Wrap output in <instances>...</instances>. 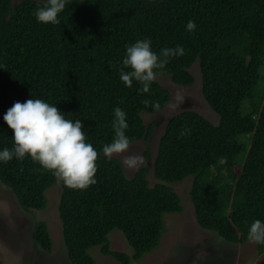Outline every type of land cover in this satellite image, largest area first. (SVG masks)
<instances>
[{
	"label": "trees",
	"instance_id": "1",
	"mask_svg": "<svg viewBox=\"0 0 264 264\" xmlns=\"http://www.w3.org/2000/svg\"><path fill=\"white\" fill-rule=\"evenodd\" d=\"M43 4L0 0V149L12 146L4 114L14 102L33 98L80 119L100 155L97 182L86 190L67 188L30 157L0 164V181L21 208L47 209V192L60 183L58 213L71 264H98L96 248L133 264L162 247L166 216L184 213L173 185L193 177L190 198L201 228L234 245L248 243L249 224L264 220V0H69L55 25L37 23L33 13ZM189 20L195 31L186 30ZM145 37L156 53L184 47L157 75L178 86H194L191 69L199 62L203 94L220 117L215 125L185 111L169 121L154 161V186L148 167L129 179L122 161L101 151L113 138L116 106L127 114L131 146L153 134L143 114H158L171 101L156 79L148 93L119 79L125 45ZM145 156L149 160L150 152ZM115 230L133 255L112 248ZM33 239L54 252L47 223L36 224ZM257 249L259 257L264 245Z\"/></svg>",
	"mask_w": 264,
	"mask_h": 264
},
{
	"label": "rangeland",
	"instance_id": "2",
	"mask_svg": "<svg viewBox=\"0 0 264 264\" xmlns=\"http://www.w3.org/2000/svg\"><path fill=\"white\" fill-rule=\"evenodd\" d=\"M24 0H12L18 4ZM42 1V0H37ZM196 82L193 87H181L174 84L170 76H157L156 80L171 93L170 103L158 114H143L145 124L154 125V131L148 141L142 140L129 146V149L113 157L122 161L129 179L139 169H150L149 181L152 186L159 181L154 176V161L157 157L159 143L169 121L185 111H195L218 125L220 117L205 99L199 62L191 69ZM150 159H146V152ZM128 156L139 157L138 165L129 168L124 164ZM193 177L182 184L173 185L183 201L182 215H167L168 232L162 247L141 262L133 264H255L258 257L257 245L249 241L234 245L223 240L218 234L208 232L198 224L194 205L190 198ZM61 185L58 183L47 192L48 207L43 211H27L21 208L15 194L0 181V264H71L63 240V226L58 213L61 197ZM49 225L54 242L52 254L43 250L33 239L38 222ZM112 248L133 255L125 235L115 230L110 235ZM98 264H120L111 257L102 254L101 248L94 250Z\"/></svg>",
	"mask_w": 264,
	"mask_h": 264
},
{
	"label": "clouds",
	"instance_id": "3",
	"mask_svg": "<svg viewBox=\"0 0 264 264\" xmlns=\"http://www.w3.org/2000/svg\"><path fill=\"white\" fill-rule=\"evenodd\" d=\"M68 4L69 0H44L43 6L34 10L33 15L37 23L59 24V15ZM196 27L193 20L186 24L189 32L195 31ZM184 54L185 49L179 44L162 48L156 53L152 49L151 38L138 39L125 45L124 57L117 67L119 79L129 88L135 81L141 85L139 92L148 93L160 70L165 68L170 59ZM3 120L13 135L11 148L0 149V164H7L14 159L23 161L30 157L69 189L86 190L97 182V159L100 152L88 142L80 119H68L55 104L32 98L14 102L4 114ZM112 128L113 138L101 150L109 160L125 153L130 146L127 114L119 106L113 109ZM139 159L128 156L124 164L134 168ZM247 237L254 244L264 245V220H253L248 226Z\"/></svg>",
	"mask_w": 264,
	"mask_h": 264
},
{
	"label": "water",
	"instance_id": "4",
	"mask_svg": "<svg viewBox=\"0 0 264 264\" xmlns=\"http://www.w3.org/2000/svg\"><path fill=\"white\" fill-rule=\"evenodd\" d=\"M255 264H264V252L259 255V258L257 259Z\"/></svg>",
	"mask_w": 264,
	"mask_h": 264
},
{
	"label": "bare ground",
	"instance_id": "5",
	"mask_svg": "<svg viewBox=\"0 0 264 264\" xmlns=\"http://www.w3.org/2000/svg\"><path fill=\"white\" fill-rule=\"evenodd\" d=\"M258 258H259V257H258ZM258 258H257V259H258ZM256 261H257V260H256ZM255 263H256V262H255Z\"/></svg>",
	"mask_w": 264,
	"mask_h": 264
}]
</instances>
